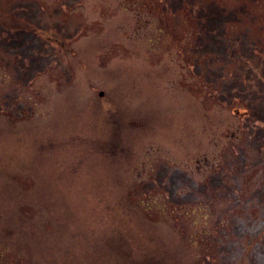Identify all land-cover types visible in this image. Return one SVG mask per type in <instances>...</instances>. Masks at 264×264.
I'll return each instance as SVG.
<instances>
[{"label":"rangeland","instance_id":"374dc122","mask_svg":"<svg viewBox=\"0 0 264 264\" xmlns=\"http://www.w3.org/2000/svg\"><path fill=\"white\" fill-rule=\"evenodd\" d=\"M0 264H264V0H0Z\"/></svg>","mask_w":264,"mask_h":264},{"label":"trees","instance_id":"16d2710c","mask_svg":"<svg viewBox=\"0 0 264 264\" xmlns=\"http://www.w3.org/2000/svg\"><path fill=\"white\" fill-rule=\"evenodd\" d=\"M208 15V14H207ZM206 16V15H205ZM205 24V23H204ZM13 35L11 34V37H12ZM30 36H32L33 37V35L31 34ZM6 37H9L10 38V36H6ZM36 40V39H35ZM42 42H44V39H42V36L41 37H39V39L36 41V43H38V45L40 46L41 44H42ZM170 180H172L173 178H174V176H172V175H168L167 176ZM163 185H165V183L163 182L162 183Z\"/></svg>","mask_w":264,"mask_h":264}]
</instances>
